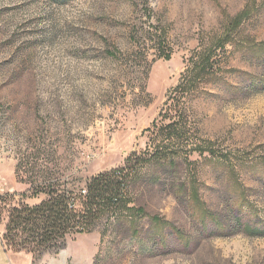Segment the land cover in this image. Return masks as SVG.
Returning <instances> with one entry per match:
<instances>
[{
	"label": "rangeland",
	"instance_id": "rangeland-1",
	"mask_svg": "<svg viewBox=\"0 0 264 264\" xmlns=\"http://www.w3.org/2000/svg\"><path fill=\"white\" fill-rule=\"evenodd\" d=\"M114 169L36 264H264V0H0V230Z\"/></svg>",
	"mask_w": 264,
	"mask_h": 264
},
{
	"label": "trees",
	"instance_id": "trees-1",
	"mask_svg": "<svg viewBox=\"0 0 264 264\" xmlns=\"http://www.w3.org/2000/svg\"><path fill=\"white\" fill-rule=\"evenodd\" d=\"M165 56L169 58V54ZM174 125L178 123L174 122L171 127ZM155 154L166 157L160 149ZM124 170L99 173L91 177L84 188H61L53 183L42 189L48 194L47 198L35 204L14 206L2 236L5 245L15 252L30 253L33 264L48 252L58 253L67 246L69 235L84 233L105 213H113L119 205L125 204L126 174L129 172ZM236 218L241 223V217ZM244 231L264 235L263 227L250 222Z\"/></svg>",
	"mask_w": 264,
	"mask_h": 264
},
{
	"label": "crops",
	"instance_id": "crops-1",
	"mask_svg": "<svg viewBox=\"0 0 264 264\" xmlns=\"http://www.w3.org/2000/svg\"><path fill=\"white\" fill-rule=\"evenodd\" d=\"M2 167V166H1ZM18 190L28 189L27 183H19ZM3 230H0V264H22L23 261L28 260L29 264H33V257L30 253L15 252L10 250L4 243Z\"/></svg>",
	"mask_w": 264,
	"mask_h": 264
}]
</instances>
